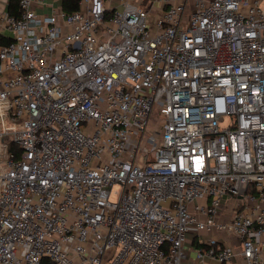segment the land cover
Segmentation results:
<instances>
[{
	"label": "built area",
	"instance_id": "2783aa9c",
	"mask_svg": "<svg viewBox=\"0 0 264 264\" xmlns=\"http://www.w3.org/2000/svg\"><path fill=\"white\" fill-rule=\"evenodd\" d=\"M34 1L1 19L0 264H186L193 230L240 240L198 264H264V0Z\"/></svg>",
	"mask_w": 264,
	"mask_h": 264
},
{
	"label": "crops",
	"instance_id": "0c3cea01",
	"mask_svg": "<svg viewBox=\"0 0 264 264\" xmlns=\"http://www.w3.org/2000/svg\"><path fill=\"white\" fill-rule=\"evenodd\" d=\"M11 0H0V39L6 38L11 39L12 34L8 31H3L1 27L2 16L8 13V8ZM140 4L147 9H153L157 12L161 7L160 0H142ZM151 4H153L151 6ZM33 11L41 16L51 15L53 12H59L62 10V0H44L39 2L35 0L32 5ZM1 45V44H0ZM241 203V204H240ZM244 204L246 205V200L244 203L239 201L237 198H230L226 196L224 198L223 206L217 215V220L221 223L231 221L236 213L243 209ZM203 218V217H202ZM211 239L220 242L225 246H230L237 252L240 250V240L232 233L223 232H197L195 230L191 231L187 236V242L185 245L187 258L185 260L186 264H198L201 261L197 259V252L201 248L198 245H207ZM262 245L263 258H264V234L257 239ZM205 264H244L241 256H233L231 262L220 263L215 259L206 257L204 260Z\"/></svg>",
	"mask_w": 264,
	"mask_h": 264
},
{
	"label": "rangeland",
	"instance_id": "374dc122",
	"mask_svg": "<svg viewBox=\"0 0 264 264\" xmlns=\"http://www.w3.org/2000/svg\"><path fill=\"white\" fill-rule=\"evenodd\" d=\"M137 3H140V0H138ZM261 9L264 11V3L261 5ZM164 118H165L164 116L159 115L158 108L156 107L154 109L152 117L149 121L148 128L146 131V136L152 135L156 138V140H158L159 139V133L162 132V119H164ZM226 124L227 123H224V124H222V126L226 125ZM145 147H147L148 149H151L150 145H146ZM152 156H153V154L150 155V157H152ZM139 159L140 160L138 161V165L141 167H144L145 163L142 161L143 160V153L140 154ZM121 191H122V186L120 184H114L112 186L111 193L109 196L110 202L117 203L119 200V196L121 194ZM170 202L171 201H165L162 203V205L163 206H169Z\"/></svg>",
	"mask_w": 264,
	"mask_h": 264
},
{
	"label": "trees",
	"instance_id": "16d2710c",
	"mask_svg": "<svg viewBox=\"0 0 264 264\" xmlns=\"http://www.w3.org/2000/svg\"><path fill=\"white\" fill-rule=\"evenodd\" d=\"M81 1L82 0H62V10L66 13H73L79 9ZM8 13L12 15L20 14L19 0H11L9 8H8ZM11 40L12 39L1 38L0 44L1 45L9 44ZM198 247L205 248L206 246L198 245Z\"/></svg>",
	"mask_w": 264,
	"mask_h": 264
}]
</instances>
